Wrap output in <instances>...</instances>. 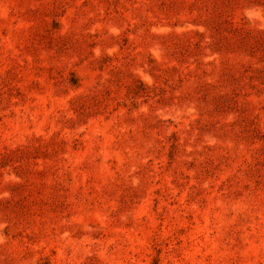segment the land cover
Here are the masks:
<instances>
[{
	"label": "rangeland",
	"instance_id": "rangeland-1",
	"mask_svg": "<svg viewBox=\"0 0 264 264\" xmlns=\"http://www.w3.org/2000/svg\"><path fill=\"white\" fill-rule=\"evenodd\" d=\"M0 264H264V0H0Z\"/></svg>",
	"mask_w": 264,
	"mask_h": 264
}]
</instances>
